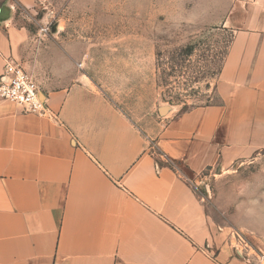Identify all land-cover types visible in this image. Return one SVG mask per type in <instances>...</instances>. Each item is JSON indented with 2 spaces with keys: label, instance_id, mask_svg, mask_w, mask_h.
Wrapping results in <instances>:
<instances>
[{
  "label": "crops",
  "instance_id": "0c3cea01",
  "mask_svg": "<svg viewBox=\"0 0 264 264\" xmlns=\"http://www.w3.org/2000/svg\"><path fill=\"white\" fill-rule=\"evenodd\" d=\"M43 7L0 0V76L8 61L28 70L46 109L0 101V264H249L191 181L264 150V0L234 3L223 21L219 103L164 107L160 121L141 107L150 71L37 49L22 14Z\"/></svg>",
  "mask_w": 264,
  "mask_h": 264
},
{
  "label": "rangeland",
  "instance_id": "374dc122",
  "mask_svg": "<svg viewBox=\"0 0 264 264\" xmlns=\"http://www.w3.org/2000/svg\"><path fill=\"white\" fill-rule=\"evenodd\" d=\"M251 1L45 0L39 13L22 19L36 33L37 49L89 54L90 70L150 71L151 96L140 90L141 107L156 119L157 106L160 121L164 107L182 112L219 103L216 83L232 39L223 21L234 3ZM191 182L213 230L241 259L264 264V150Z\"/></svg>",
  "mask_w": 264,
  "mask_h": 264
},
{
  "label": "built area",
  "instance_id": "2783aa9c",
  "mask_svg": "<svg viewBox=\"0 0 264 264\" xmlns=\"http://www.w3.org/2000/svg\"><path fill=\"white\" fill-rule=\"evenodd\" d=\"M1 100L20 106L24 113L46 115L44 101L32 75L15 62L8 61L3 67L0 76Z\"/></svg>",
  "mask_w": 264,
  "mask_h": 264
},
{
  "label": "water",
  "instance_id": "95a60500",
  "mask_svg": "<svg viewBox=\"0 0 264 264\" xmlns=\"http://www.w3.org/2000/svg\"><path fill=\"white\" fill-rule=\"evenodd\" d=\"M41 99H42V97H41Z\"/></svg>",
  "mask_w": 264,
  "mask_h": 264
}]
</instances>
